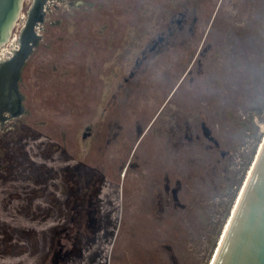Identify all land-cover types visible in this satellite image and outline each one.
<instances>
[{
	"label": "rangeland",
	"instance_id": "rangeland-1",
	"mask_svg": "<svg viewBox=\"0 0 264 264\" xmlns=\"http://www.w3.org/2000/svg\"><path fill=\"white\" fill-rule=\"evenodd\" d=\"M36 1L0 52L35 43L0 264H212L264 142V0Z\"/></svg>",
	"mask_w": 264,
	"mask_h": 264
},
{
	"label": "water",
	"instance_id": "water-1",
	"mask_svg": "<svg viewBox=\"0 0 264 264\" xmlns=\"http://www.w3.org/2000/svg\"><path fill=\"white\" fill-rule=\"evenodd\" d=\"M43 1H36L37 11L43 10ZM24 3L25 0H0V52L12 41L14 29L21 19ZM35 20L37 19H32L31 22ZM34 45L35 43L28 44V48L16 51L14 57L0 64V76L3 73L7 74L6 87L0 89V101L4 100L5 104H10L7 102L12 101L14 108L12 113L10 111L12 116L20 115L22 112L23 98L18 92V81ZM7 76L12 79L11 82ZM9 106L11 108V104ZM0 117L4 118V116ZM214 264H264V142L225 232Z\"/></svg>",
	"mask_w": 264,
	"mask_h": 264
},
{
	"label": "bare ground",
	"instance_id": "bare-ground-1",
	"mask_svg": "<svg viewBox=\"0 0 264 264\" xmlns=\"http://www.w3.org/2000/svg\"><path fill=\"white\" fill-rule=\"evenodd\" d=\"M34 19H35V16H34ZM5 48H6V47L3 48V50L1 51V53H3V51L5 50ZM7 78H8V80H9V82H11L12 79H11L10 77H8V76H7ZM2 79H4V78H2ZM3 86H4V85L0 86V89H1ZM10 101H11V100H10ZM10 101H9V102H10ZM7 103H8V102H7ZM6 105H7V104H5L4 100L0 101V108L5 107ZM262 145H263V142H262V144H261V147H260V149H259V152H260V150H261V148H262ZM259 152H258V155H259ZM258 155H257V157H258ZM256 160H257V158H256ZM256 160H255V162H256ZM255 162H254V163H255ZM254 163H253V165H254ZM253 165H252V167H251V169H250V171H249V174H248L247 180H248V178H249V176H250V173H251V171H252ZM246 183H247V181H245V185H244L243 189L241 190V194H242L243 191H244V188H245V186H246ZM241 194H240V196H239V198H238V200H237V202H236V204H235V208H234V210H233V214H234V212H235V209H236L237 203H238V201L240 200ZM233 214H232V216H231V219H232V217H233ZM231 219H230V221H231ZM230 221H229L227 227L225 228V231H224V233H223L222 239H221V241H220L219 247H218V249H217V252H216V255H215L214 259H213L212 264H214L215 258H216V256H217L218 251H219V248H220V246H221V244H222V242H223V238H224V236H225V232H226L227 229H228V226H229V224H230Z\"/></svg>",
	"mask_w": 264,
	"mask_h": 264
}]
</instances>
